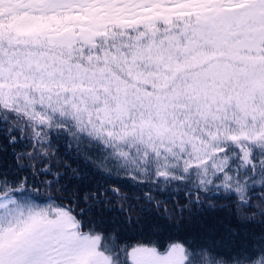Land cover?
I'll list each match as a JSON object with an SVG mask.
<instances>
[{
    "label": "snow or ice",
    "instance_id": "6c2138e0",
    "mask_svg": "<svg viewBox=\"0 0 264 264\" xmlns=\"http://www.w3.org/2000/svg\"><path fill=\"white\" fill-rule=\"evenodd\" d=\"M0 264H264V0H0Z\"/></svg>",
    "mask_w": 264,
    "mask_h": 264
}]
</instances>
